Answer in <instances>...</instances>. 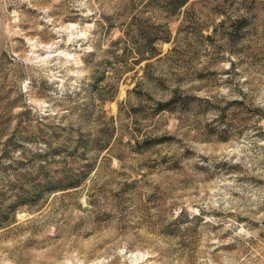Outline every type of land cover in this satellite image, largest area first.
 I'll use <instances>...</instances> for the list:
<instances>
[{
	"label": "rangeland",
	"instance_id": "1",
	"mask_svg": "<svg viewBox=\"0 0 264 264\" xmlns=\"http://www.w3.org/2000/svg\"><path fill=\"white\" fill-rule=\"evenodd\" d=\"M0 0V264H264V0Z\"/></svg>",
	"mask_w": 264,
	"mask_h": 264
},
{
	"label": "trees",
	"instance_id": "2",
	"mask_svg": "<svg viewBox=\"0 0 264 264\" xmlns=\"http://www.w3.org/2000/svg\"><path fill=\"white\" fill-rule=\"evenodd\" d=\"M188 2V0H180V2L177 4L176 9H179L180 7H182L183 5H185ZM264 115L263 112H260ZM3 219V216H1V212H0V220Z\"/></svg>",
	"mask_w": 264,
	"mask_h": 264
}]
</instances>
